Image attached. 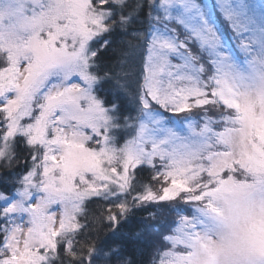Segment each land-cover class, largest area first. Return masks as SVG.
I'll return each mask as SVG.
<instances>
[{"label":"snow or ice","instance_id":"obj_1","mask_svg":"<svg viewBox=\"0 0 264 264\" xmlns=\"http://www.w3.org/2000/svg\"><path fill=\"white\" fill-rule=\"evenodd\" d=\"M0 173V264H264V0H0Z\"/></svg>","mask_w":264,"mask_h":264},{"label":"trees","instance_id":"obj_2","mask_svg":"<svg viewBox=\"0 0 264 264\" xmlns=\"http://www.w3.org/2000/svg\"><path fill=\"white\" fill-rule=\"evenodd\" d=\"M13 184H14V181H13L12 177L9 176V177L5 178L3 173H0V192H3L7 195H12L15 191ZM18 186L19 185L16 184V187H18ZM0 206H3V202H1V201H0ZM146 215H147V213H137L134 222L138 223L140 220V217L146 216ZM111 243H112V238L107 236L106 233L101 236L100 246L102 248H105V250H106L107 246L110 245ZM141 249H143L144 251L141 252L140 251ZM149 252H150V248L147 244L139 243V242H128L126 244L124 254L134 256L135 258H137L141 261H144L145 264H147ZM99 264H104L103 259H101Z\"/></svg>","mask_w":264,"mask_h":264},{"label":"rangeland","instance_id":"obj_3","mask_svg":"<svg viewBox=\"0 0 264 264\" xmlns=\"http://www.w3.org/2000/svg\"><path fill=\"white\" fill-rule=\"evenodd\" d=\"M254 2H256V3H259L260 2V0H254ZM225 35H226V38H229V37H231V33L229 32V31H225ZM234 43V42H233ZM145 55H146V53H145ZM169 115H172V114H169ZM177 115H179V116H182L183 114H176V115H173L172 116V118L173 119H176L177 118ZM5 194V193H4ZM5 195H7V194H5ZM1 202H3V201H1ZM174 215V214H173Z\"/></svg>","mask_w":264,"mask_h":264}]
</instances>
